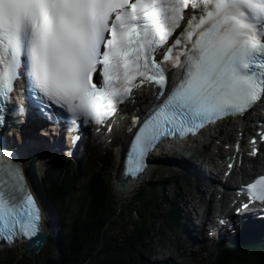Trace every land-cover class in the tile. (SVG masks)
<instances>
[{"label":"snow or ice","instance_id":"6c2138e0","mask_svg":"<svg viewBox=\"0 0 264 264\" xmlns=\"http://www.w3.org/2000/svg\"><path fill=\"white\" fill-rule=\"evenodd\" d=\"M17 78L38 111L77 120L106 118L137 78L154 84L159 102L132 141L135 175L173 128L193 132L264 96V0H0V118ZM18 171L20 188L0 190L9 241L40 231Z\"/></svg>","mask_w":264,"mask_h":264},{"label":"trees","instance_id":"16d2710c","mask_svg":"<svg viewBox=\"0 0 264 264\" xmlns=\"http://www.w3.org/2000/svg\"><path fill=\"white\" fill-rule=\"evenodd\" d=\"M55 176V180L50 176L46 183L49 182L52 185L50 197L55 201V205L59 210L57 219L64 226H67L64 230L61 229L63 232L60 231L59 237L53 238L52 247L49 246L45 253L41 255H44V260L41 259L40 264H136V259L140 261L139 255L132 258V254L139 246L142 252L140 256L146 255V250L142 245L148 234H143V232L147 231L153 219L150 216L151 211L144 205V201L147 200L146 196L141 194L142 188L139 189L126 207L129 220L121 226V235L124 234L123 243L120 245L113 244V249L104 250L99 241L109 232L107 219L109 222L111 221V214L118 208L117 203L119 202L118 199L113 201L112 195L106 187L108 179L105 176L102 177V184L99 187L96 201L91 206L92 209L87 213L69 215L67 212L63 214L60 209L65 204V200L74 194L72 189L74 177H67L66 175L62 181L57 175ZM58 176L60 175L58 174ZM62 194H64V202ZM86 204L88 205V201ZM128 225L131 226L128 227ZM167 225H170L168 221L165 222V227ZM56 253L59 255L58 257L49 258L48 254L54 255ZM256 253L259 258L254 259L253 255H248L245 256L246 258L233 260L232 264H264V252L256 251ZM101 256V259H96ZM250 257L252 258L250 259ZM14 258L12 254L0 257V264H19ZM130 258L133 260H129ZM215 264L218 263L215 262Z\"/></svg>","mask_w":264,"mask_h":264},{"label":"rangeland","instance_id":"374dc122","mask_svg":"<svg viewBox=\"0 0 264 264\" xmlns=\"http://www.w3.org/2000/svg\"><path fill=\"white\" fill-rule=\"evenodd\" d=\"M86 158L84 159V163L86 161ZM102 158H104L103 160L106 162L107 173H109V176H111L112 173H113L114 167H115V163L117 162L116 153H111L110 155L102 156ZM42 167L43 166L41 164L39 166H37V171H38L37 173L38 174L42 173ZM156 167H157V171H156V173H154V176L155 177H158V175L159 176L161 175V176L158 177L157 180L153 181V183H151L150 186L151 187L159 186V188H163V186H162L163 183L162 182H164L166 179H169L168 176L172 173L174 167L173 168H169L168 167V169H165V170L161 169L159 166H156ZM87 168H89V167H87ZM90 168H91V166H90ZM88 173H90V172H88ZM38 174L36 175V177L32 175V180L34 182V185H36V186H37V180H39V178H40V176H38ZM147 175H149V174H147ZM169 181H171V179ZM167 184L164 186L162 191L158 189V192H156V194H155L157 197H161L162 195H164V196H166L169 199L172 198V196L174 195L173 188L171 187L170 182H167ZM135 189H137V187L134 186V190ZM119 193H121V192H119ZM176 197L177 198H181L182 197V199L180 200L181 203L178 204V205L181 206L184 209L186 207V204H184V203H187V202L188 203L192 202L193 204L196 203L197 205L200 204V201L198 200L197 196L193 198L190 195V193H187L184 190L181 191V193H179V196H176ZM147 202H150V203L154 204V201H152V199L150 197L148 198ZM72 205H73V203H72L71 199H68L66 201V205H65L69 209L68 210V214H71L72 211L74 210V207ZM188 207L191 208L192 204L188 205ZM195 208H197V206ZM150 216H152V213H151ZM157 227H158V225H157ZM115 234L117 235V238H118L119 241L122 240V238H121L122 237V235H121L122 233H120L119 231H116V230H114L111 234H107L106 236L110 235V236L113 237ZM175 238H176L175 235H173L171 233L165 234L164 238L162 240L158 241V243L161 246L160 249H158V244L156 243V240L153 241L151 243V246H150L151 257L149 258L150 259L149 260V264H152L151 262L154 261V260L155 261L156 260H160L161 261L163 259V257H175L176 256L175 252L177 251V253H178V250L175 249L173 247V245H172V242H173V240H175ZM108 243L109 242H107L105 244H108ZM166 243H169V244L165 248V244ZM105 244L103 246H105ZM19 247L20 246H18L17 248H19ZM105 247H107V246H105ZM183 253H186V252H183ZM9 254L14 255V257H15L14 259L16 260V262H19V264H34L33 263V256L30 257L26 253H20L18 251V249H15V250L13 249V250H9V251H2V252H0V257L6 256V255H9ZM204 254L205 253L203 252L202 255H204ZM177 264H183V263L177 262ZM189 264H197V263L193 262V263H189Z\"/></svg>","mask_w":264,"mask_h":264},{"label":"bare ground","instance_id":"6f19581e","mask_svg":"<svg viewBox=\"0 0 264 264\" xmlns=\"http://www.w3.org/2000/svg\"><path fill=\"white\" fill-rule=\"evenodd\" d=\"M153 92V91H152ZM154 93V92H153ZM137 109H140V108H137ZM121 125V124H120ZM119 127V126H118ZM119 129V128H118ZM117 129V131H119ZM10 132V128L8 127V133ZM5 133H6V131H5ZM84 138V137H83ZM53 139V141L55 142V145H56V148H54L55 150L57 149V148H59V145H58V140L56 141L54 138H52ZM119 138H118V135L117 134H115V138H114V140L115 141H117ZM18 137L17 136H15L14 137V139H12L11 137L9 138V135H8V137H7V139H6V144H17L18 143ZM85 141H86V139H85ZM95 142H96V145H97V143H99V140H94ZM87 142V141H86ZM29 147H30V145H28ZM178 148H181L180 146L178 147ZM182 149V148H181ZM161 151V150H160ZM28 152H29V148L28 147H23V145L21 146V150H19V152H17L16 153V156H17V158L18 159H20V160H22V162H24V164H25V167H24V171H26V173L28 174V175H31L32 173L33 174H36L37 172L35 171V170H33V167L32 166H39V165H36V164H32V156H30L29 154H28ZM42 152H43V155H42V157H44V156H46V155H48V153L50 152V147H48V145H46L44 148H43V150H42ZM163 152V151H162ZM178 152V155H179V151H177ZM182 152H183V150H182ZM177 154V153H176ZM180 154H182V153H180ZM81 157H82V159H83V161H78L73 167H76V166H78V165H82L83 164V166L84 167H82V169L85 171V175L88 177V175H89V173L88 172H90V169L89 168H87L88 167V165H86V163H88L89 165L91 164V163H93V155L91 154V152H89V151H85V152H83L82 154H81ZM87 157V158H86ZM86 158V161H85V163H84V159ZM26 159V160H25ZM43 159V158H42ZM241 160H246V157H241ZM242 161V162H243ZM249 163H251L252 165H253V162H252V160L250 159L249 160ZM43 166V165H42ZM85 166H87V167H85ZM254 166V165H253ZM90 167V166H89ZM198 167V169H202L201 168V165H198L197 166ZM220 167H222L221 165H220ZM223 171H225V170H227L230 174H234V175H236L235 173H234V171L232 170V169H228L227 167H222L221 168ZM43 170H45V168H43ZM250 171V168H248V166H244V165H242V166H240L239 167V172H238V175L240 174L242 177H245L246 175H248V172ZM32 174V175H33ZM59 174V173H58ZM58 174H57V177H58ZM60 175V174H59ZM219 179V177L218 176H216V175H213V177H212V184H210L209 185V183H208V181H207V179H206V185H207V187H208V189L209 190H211L212 191V193H214V192H216L218 189L217 188H214L216 185H217V180ZM170 179H167V181H166V183L167 182H170L169 181ZM245 181L247 182L248 181V177H245ZM128 185V184H127ZM168 185V184H167ZM118 186V185H117ZM227 190V189H226ZM225 189H223V191L224 192H227ZM252 190V189H251ZM253 191V190H252ZM188 203V202H187ZM48 218H49V221L51 222V215H48ZM55 222H58L57 220L55 221ZM199 230V229H198ZM200 231H201V236L199 237V239H198V241L199 240H201V238L204 236V233H205V231H206V228L204 227V226H202L201 227V229H200ZM227 232V231H226ZM234 243H237V241H234ZM191 248V247H190ZM197 248V247H196ZM196 248L195 247H192L191 249L194 251V250H196ZM199 249H201L200 247H199V244H198V250ZM208 262L210 261L209 260V258H207L206 259Z\"/></svg>","mask_w":264,"mask_h":264},{"label":"water","instance_id":"95a60500","mask_svg":"<svg viewBox=\"0 0 264 264\" xmlns=\"http://www.w3.org/2000/svg\"><path fill=\"white\" fill-rule=\"evenodd\" d=\"M43 242V239L42 238H32V239H29L28 242L25 244V248H29V247H33V249L35 251L38 250V248L40 247V245L42 244Z\"/></svg>","mask_w":264,"mask_h":264}]
</instances>
